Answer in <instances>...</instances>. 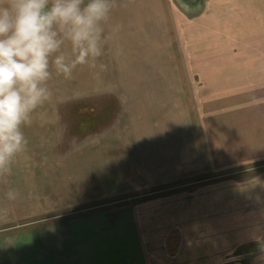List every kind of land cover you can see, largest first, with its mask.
I'll list each match as a JSON object with an SVG mask.
<instances>
[{
	"label": "crops",
	"instance_id": "0c3cea01",
	"mask_svg": "<svg viewBox=\"0 0 264 264\" xmlns=\"http://www.w3.org/2000/svg\"><path fill=\"white\" fill-rule=\"evenodd\" d=\"M113 5L106 25L111 39L101 58L109 66L103 82L86 67L71 80L54 75L53 98L41 108L58 107V95L79 86L83 97L118 91L113 87L121 73L148 76V87L136 89L148 91V129L97 131L96 146L61 153L55 145L64 120L54 112L34 113L23 131L28 140L44 142L18 163L32 161L38 176L46 173L56 181L41 195L56 202L100 203L147 189L148 198L62 219L47 238L40 237L44 229H33L11 253L18 251L21 264H151L156 253L165 260L161 253L174 243L176 257L184 250L191 264H218L233 235L245 249L263 253L264 169L251 176L243 172L264 164V0H208L196 17L186 16L173 0ZM186 86L192 95L185 100ZM170 92L177 95L170 99ZM186 101L192 107L188 115L179 110ZM63 102L65 107L70 101ZM168 187L173 188L161 192ZM9 189L8 176L0 182L1 203H10ZM38 194L34 189L32 197ZM17 200L28 202L12 203Z\"/></svg>",
	"mask_w": 264,
	"mask_h": 264
},
{
	"label": "clouds",
	"instance_id": "9594fccd",
	"mask_svg": "<svg viewBox=\"0 0 264 264\" xmlns=\"http://www.w3.org/2000/svg\"><path fill=\"white\" fill-rule=\"evenodd\" d=\"M113 0H0V182L29 141L23 131L53 98L49 82L86 67L103 82ZM19 193L9 189L7 202ZM10 207H0L7 217Z\"/></svg>",
	"mask_w": 264,
	"mask_h": 264
},
{
	"label": "rangeland",
	"instance_id": "374dc122",
	"mask_svg": "<svg viewBox=\"0 0 264 264\" xmlns=\"http://www.w3.org/2000/svg\"><path fill=\"white\" fill-rule=\"evenodd\" d=\"M193 1L194 0H173L176 5L184 9L186 16L196 17L203 13L208 0H201V5H193ZM117 76L119 79V83L117 82L119 86H114L113 88L117 87L120 89L118 91H111L108 93L89 92L87 96L83 97L85 93L79 91V86L76 91H69L62 96L58 92V99L60 98L57 103L58 107L52 109L39 108L36 111L37 115L44 114L45 116L49 115L50 112H54L57 116L61 117L62 121L64 120L57 127V131L62 132L60 139L56 141L58 143L55 145L59 152L63 153L66 148L72 146H86L87 144L90 147L96 146L98 134L102 132H112L116 130L142 131L147 128L148 91L136 89L148 87L145 86L148 85V76L134 78L124 76L122 73ZM114 80L117 81V78L115 77ZM134 83L138 86H134ZM125 85H127L128 88H126ZM191 87L192 86L185 87V89H187L185 92V100L187 95H192ZM155 94L156 96L160 95L159 92ZM165 94H168L170 97L171 95L176 96L177 92ZM65 98L70 102H66L67 106L64 107L63 104L65 102L60 103V101ZM189 101L191 100L189 99ZM60 104H62V106H60ZM155 109L159 110L160 108ZM179 110L186 111L185 114L188 115L187 112H190L192 107L191 105H187L184 109L181 108ZM205 110L207 111L208 109L206 108ZM205 110L203 111L205 112ZM97 131L100 132L96 133ZM28 141V150L15 158L12 165V172L9 175L10 186L19 193L17 199H23L28 202H20L18 200L17 203L10 202L5 204L0 202V207L8 206L11 209L7 217L0 216V264H21V261L18 259L20 255L17 256L18 251H13V254L11 253L12 247L16 244L18 239L22 236H27L33 229H39L40 231L44 229L45 231L41 232L40 237L47 238L50 233L47 231L57 228L53 226L58 224L62 219L80 217L81 215L100 210H111L130 205L132 206L139 200L148 198V189L145 192L143 191L144 193L126 196H110L101 200L100 203L88 204H65L59 201L56 202L58 198L49 196L41 197L43 192L50 190V186L52 187L55 185L56 181L47 179L46 173H44V177L38 176L39 172H37L35 165L33 166L32 161L22 162V164L18 163V160L22 159V157L25 160L31 158V148L35 147L39 142H44ZM46 157H48V155ZM19 167L22 168L20 171ZM262 169H264V164H259L254 167H249L247 169L248 171L243 172V174L251 176L254 172L261 171ZM22 170H24V172H22ZM16 171H19V173H16ZM21 172L24 176L20 178ZM16 174H18V176H16ZM58 176H60V174H58ZM236 176L237 174L235 173L227 174L228 178H234ZM221 178H225L224 175ZM200 180L201 183L204 182L203 177ZM63 182L65 183V181H62V183ZM67 182H69V180H67ZM171 188L173 187H168V189L165 190L163 189L161 192L172 190ZM34 189L40 193L37 197H32ZM29 194L30 196H28ZM22 195H25V197H22ZM65 231L66 229L62 226L60 235H65ZM237 241H239V237L233 235L232 246H228L232 250L227 247L226 253L222 256V260L218 262V264H264V251L263 253H257L253 251L252 248L245 249V246L240 245ZM176 246L178 245L174 243L167 245L168 251H163L161 253L165 257L163 261L157 256L160 253L154 254L151 264H191V261L188 262L189 260H186L188 254L186 251L182 250L177 257L173 255L175 254ZM169 255L175 257H170Z\"/></svg>",
	"mask_w": 264,
	"mask_h": 264
},
{
	"label": "water",
	"instance_id": "95a60500",
	"mask_svg": "<svg viewBox=\"0 0 264 264\" xmlns=\"http://www.w3.org/2000/svg\"><path fill=\"white\" fill-rule=\"evenodd\" d=\"M193 5H201V0H194L192 2Z\"/></svg>",
	"mask_w": 264,
	"mask_h": 264
}]
</instances>
